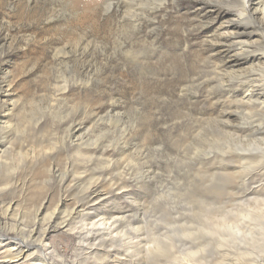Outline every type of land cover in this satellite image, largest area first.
Instances as JSON below:
<instances>
[{"label": "rangeland", "instance_id": "374dc122", "mask_svg": "<svg viewBox=\"0 0 264 264\" xmlns=\"http://www.w3.org/2000/svg\"><path fill=\"white\" fill-rule=\"evenodd\" d=\"M240 1L0 0V237L36 241L46 264L260 261L264 204L236 205L231 192L264 167V140L240 144L218 126L224 112L233 126L264 117L250 115L264 95L248 105L239 76L264 69V35L234 22ZM229 28L253 38L240 45ZM241 149L245 169L232 163ZM106 171L104 191L122 188L98 207L122 211L118 232L75 214L66 228L67 213L49 229ZM31 259L18 264H41Z\"/></svg>", "mask_w": 264, "mask_h": 264}, {"label": "bare ground", "instance_id": "6f19581e", "mask_svg": "<svg viewBox=\"0 0 264 264\" xmlns=\"http://www.w3.org/2000/svg\"><path fill=\"white\" fill-rule=\"evenodd\" d=\"M221 7H224V6L222 5ZM215 8H219V7L216 6ZM231 8H232V6H231ZM235 8L236 9L233 12H235L237 14L236 17L240 16L239 18H235L236 19V20H234L235 23H241L242 22V23L247 24V25H252V27L254 26V30H256L258 33H260V35H264V9H260L258 6H254V5L249 4L247 2V0H241L239 3H236ZM221 10H224V8H221ZM224 34L228 39L235 41L236 43H238L240 45L245 43L246 36L253 38V34H249V33L243 32V31H239V30H232L230 28L226 29V32ZM244 60L250 61V56H246ZM261 73H264V69L263 70L250 71V72H247L245 75L242 74V76L239 75L241 78V79L239 78L241 81V84L244 86L243 88H244V90L246 89L245 91L248 94V97L246 98L247 104L250 105L251 107L255 106L254 103H258L257 100H255V98L257 96L256 91H259L260 95H264V82L262 83L261 80L258 78L259 74L261 75ZM241 105H243V104H241ZM238 107H240V106H238ZM1 110H2V108H1ZM231 114L232 113H230V112H224V113H221L220 116L218 117V126L222 132L232 135L233 137L236 138V140L238 142H240V144H244V145H245V143H251L252 141L264 140V117H260V120H257V119H259V118H257L256 121H254L255 119L251 120L252 122L249 120L251 123H246L247 121L246 122L244 121V123L239 124L238 126H236V125L233 126L230 123V120L232 118ZM250 115H254V116L255 115L256 116L263 115L264 116V99H262V101L260 103H258L256 108L254 109V112L250 113ZM246 116H248V115H246ZM241 117L244 118V116H242V115H241ZM246 118L249 119L248 117H246ZM246 118H244V119H246ZM0 119L2 120L3 116H1ZM75 127H82L83 128V126L78 125L76 122H73V124L71 126V130L72 131L77 130V129H75ZM5 130H6L5 128H0L1 132L5 131ZM71 130H70V132H72ZM5 132H3V133H5ZM75 134H74V136H75ZM74 136L70 135V137H69L70 140H72L74 138ZM59 156H60V154H58L56 156V158H59ZM231 157L233 158V159L231 158L232 163H238L242 167L241 169H245V168H247V166L251 162V159L253 156H252L250 151L241 149V150H239V152L235 153ZM199 164L201 166L206 165L205 162L204 163L199 162ZM263 164H264V162H263ZM226 169H228V168H224V171H226ZM77 173H79V172H77ZM240 173H241V171H240ZM80 174H84V173L80 172ZM111 174H112L111 172L106 171V172L101 173L99 175L100 177L97 175L98 180L93 185L91 184L92 185L91 187H88V189L87 188L85 189V191H84L85 195H84L83 200L80 201L76 205V207H73L69 212L66 211L68 206L65 203H62V205H64L63 207H61V208L57 207L58 209H56V211H53L52 217L50 219L49 229L52 227V225L54 223H58V221L60 219V217H59L60 215L67 213L65 221L62 224H60L61 226L66 227V226L72 225L73 221H75L73 218V216L75 214L76 216H78L77 218L78 219L80 218L83 223L89 222V224H91V226L93 228H97V227L105 228L109 231L108 232L109 234L115 233L113 231L118 232L117 231V227H118L117 224L119 222L120 223L122 222V217L120 218V216L123 214L122 211H121V213H119L117 210L103 211V210H99L100 207H98L99 206L98 204L102 200H104V198L108 197L111 192L119 191L122 188L120 183H116V184H114V187L110 192L104 191V187L102 185H104L105 183L102 185H100V183L101 182L102 183L108 182V180H109L108 176H110ZM241 176L238 177L239 181L236 182L235 186L233 187V192H231L232 193V199H234V201L236 202V205H244L245 203L247 204L253 200L257 203L264 204V167L259 169V170H254V171L248 173L245 177L244 176L241 177ZM69 178H70V176H68L66 178H62L59 181V183H57L58 185H56L58 187V193H60L62 197L64 196V189L67 188L66 185L69 183L68 182ZM80 178H82V177H79L78 180L81 181ZM99 178H102L103 180L99 181ZM111 181H112V179H110V182ZM224 190H225V192H227L226 188ZM51 195L52 194H50V196ZM50 196L47 197L46 199H50ZM261 198H263V199H261ZM61 202H63V201H61ZM41 210L43 211V205L41 206V209H39L38 213L41 214ZM57 215H59V216H57ZM123 218H125V217H123ZM76 234L78 235L81 242L82 241L83 242L89 241V244H90L91 239L88 236H86L85 232L78 231V233H76ZM88 234L91 236V233H88ZM6 237L7 236L0 237V264H11L13 262H16V264H18L20 261L26 260L29 255L32 257L31 261H33V263L38 262L41 264H46L45 256L43 254H41V256H40V254H39V252H40L39 245H37L36 241L25 240L23 238L10 239L9 237L8 238H6ZM110 238H111V236H110ZM96 240H97V238L95 237L94 242ZM44 247H45V240L41 239V249H43ZM123 247H124V251L127 254L129 251L134 250L133 248L135 247V245L133 244V242L132 243L131 242H124ZM122 251H123V249H122ZM133 252L134 251L129 252V253L133 255L134 254ZM97 255H98V253H97ZM259 258H260V261L256 262L255 264H264V257H259ZM7 259H10V260L6 261ZM100 264H104V263L102 262Z\"/></svg>", "mask_w": 264, "mask_h": 264}]
</instances>
